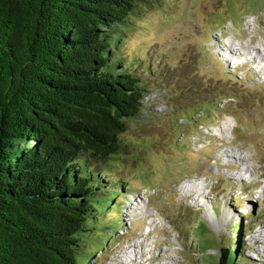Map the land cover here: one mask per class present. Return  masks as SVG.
<instances>
[{
    "label": "rangeland",
    "instance_id": "obj_1",
    "mask_svg": "<svg viewBox=\"0 0 264 264\" xmlns=\"http://www.w3.org/2000/svg\"><path fill=\"white\" fill-rule=\"evenodd\" d=\"M131 24L120 54L149 91L124 136L135 145L111 160L126 187L102 220L117 231L89 264H219L234 238L235 264H264V0H150Z\"/></svg>",
    "mask_w": 264,
    "mask_h": 264
},
{
    "label": "trees",
    "instance_id": "obj_2",
    "mask_svg": "<svg viewBox=\"0 0 264 264\" xmlns=\"http://www.w3.org/2000/svg\"><path fill=\"white\" fill-rule=\"evenodd\" d=\"M149 2L0 0V264H89L117 231L111 160L149 91L121 41Z\"/></svg>",
    "mask_w": 264,
    "mask_h": 264
},
{
    "label": "bare ground",
    "instance_id": "obj_3",
    "mask_svg": "<svg viewBox=\"0 0 264 264\" xmlns=\"http://www.w3.org/2000/svg\"><path fill=\"white\" fill-rule=\"evenodd\" d=\"M246 49H248L247 47H246ZM252 52H257V54L260 56V59H258V61H259V64L261 65V68H263L264 67V65H263V62H264V59H263V57H264V55L261 53V49H257V50H253ZM224 57L226 58V59H229L230 60V58L232 57V56H236L237 55V52L235 51V49L233 48V46L231 47L230 45L227 47V48H225V50H224ZM239 56H242V54H240ZM251 62H257V58L255 57H253V59H252V61ZM256 64V63H255ZM231 124L229 125V124H225V126L221 129V132H227V131H230L231 130ZM226 157H231V155L227 152V154L225 155ZM237 164H235V165H232L231 167H233L234 169H236V170H238V178H236V179H240V180H243V176H242V173H240L239 174V172H241V166H243V168H246V169H248L249 170V168L250 167H247L246 165H247V162L243 159V158H241L240 160H239V162H236ZM240 164V165H239ZM245 169V170H246ZM184 189H185V191H186V193H190V191H195V190H197L198 189V186H194V185H192L191 183H188L187 184V186L185 185V187H184ZM202 195H204V194H202ZM262 230H264V224H263V228L262 229H260L259 231H257V232H254V237L255 238H257L256 240H258L259 242H262V243H264V231H262ZM262 231V232H261ZM252 234H253V232H252ZM254 238V239H255ZM258 241H256L255 243H258ZM264 245V244H263ZM134 246H137V245H134ZM142 252H144L143 250H141L139 253H137V254H142ZM260 254H261V256H263L264 255V250L263 251H261V252H259ZM136 254V255H137ZM127 256H128V258H129V260L131 261V263L133 262V263H137V262H135L136 260L134 259V254H130V253H128L127 254ZM139 258V257H138ZM138 258H136L137 260H138ZM143 258L144 257H142V259H141V261L143 260ZM262 259V258H261ZM263 262V261H262Z\"/></svg>",
    "mask_w": 264,
    "mask_h": 264
},
{
    "label": "water",
    "instance_id": "obj_4",
    "mask_svg": "<svg viewBox=\"0 0 264 264\" xmlns=\"http://www.w3.org/2000/svg\"><path fill=\"white\" fill-rule=\"evenodd\" d=\"M229 254L227 255L225 253V255L221 258V260L219 261V264H226L227 260H228Z\"/></svg>",
    "mask_w": 264,
    "mask_h": 264
}]
</instances>
